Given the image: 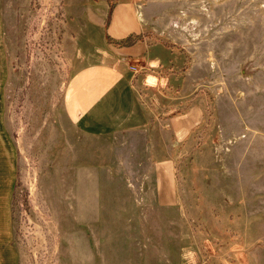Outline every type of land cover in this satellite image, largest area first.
<instances>
[{
    "label": "rangeland",
    "instance_id": "obj_1",
    "mask_svg": "<svg viewBox=\"0 0 264 264\" xmlns=\"http://www.w3.org/2000/svg\"><path fill=\"white\" fill-rule=\"evenodd\" d=\"M121 1L0 0V235L17 264H264V88L250 86V41L235 37L264 0H132L150 21L177 18L165 41L183 68L200 55L194 75H205L208 162H177V206L149 195L140 209L129 195L114 210L112 179L97 195L104 169L64 162L58 187V162H43L75 138L63 96L79 22L100 16L105 31Z\"/></svg>",
    "mask_w": 264,
    "mask_h": 264
},
{
    "label": "crops",
    "instance_id": "obj_2",
    "mask_svg": "<svg viewBox=\"0 0 264 264\" xmlns=\"http://www.w3.org/2000/svg\"><path fill=\"white\" fill-rule=\"evenodd\" d=\"M140 6L132 0L115 4L105 31L100 16L88 15L79 22L73 38L75 66L63 96L75 138L59 143L57 156L43 161L58 162V187L64 162H93L104 169L106 175L97 177V195L112 179V196L118 200L114 210H129L122 202L129 195L137 196L138 206L149 195L159 207L177 206V162H208L205 75H194L200 55L191 53L190 67L183 68L182 49L165 41L177 18L150 21ZM255 13V26L235 37L241 49L250 41L248 79L259 91L264 88V21L261 27L256 23L259 16L264 19V11ZM127 37H134L133 42L122 43ZM55 195L65 201L64 189ZM17 263L10 236L0 235V264Z\"/></svg>",
    "mask_w": 264,
    "mask_h": 264
},
{
    "label": "trees",
    "instance_id": "obj_3",
    "mask_svg": "<svg viewBox=\"0 0 264 264\" xmlns=\"http://www.w3.org/2000/svg\"><path fill=\"white\" fill-rule=\"evenodd\" d=\"M107 26V25H105ZM134 38L133 37H127L125 40L122 41V43H131L133 42Z\"/></svg>",
    "mask_w": 264,
    "mask_h": 264
}]
</instances>
